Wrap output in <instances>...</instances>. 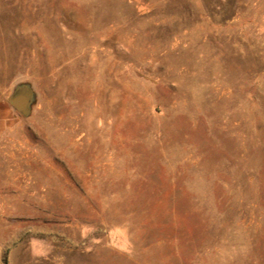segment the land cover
Segmentation results:
<instances>
[{"label":"rangeland","instance_id":"1","mask_svg":"<svg viewBox=\"0 0 264 264\" xmlns=\"http://www.w3.org/2000/svg\"><path fill=\"white\" fill-rule=\"evenodd\" d=\"M0 264H264V0H0Z\"/></svg>","mask_w":264,"mask_h":264},{"label":"water","instance_id":"2","mask_svg":"<svg viewBox=\"0 0 264 264\" xmlns=\"http://www.w3.org/2000/svg\"><path fill=\"white\" fill-rule=\"evenodd\" d=\"M11 106L23 116H28L33 103V92L27 85L17 86L9 98Z\"/></svg>","mask_w":264,"mask_h":264}]
</instances>
